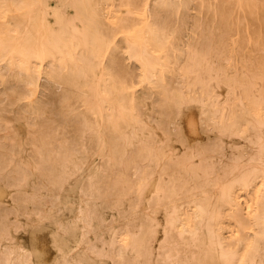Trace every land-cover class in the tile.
I'll list each match as a JSON object with an SVG mask.
<instances>
[{"label": "bare ground", "instance_id": "6f19581e", "mask_svg": "<svg viewBox=\"0 0 264 264\" xmlns=\"http://www.w3.org/2000/svg\"><path fill=\"white\" fill-rule=\"evenodd\" d=\"M0 264H264V0H0Z\"/></svg>", "mask_w": 264, "mask_h": 264}]
</instances>
